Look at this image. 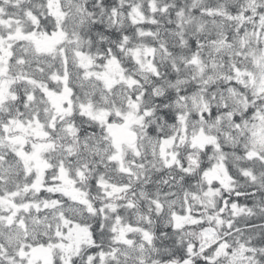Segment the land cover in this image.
I'll use <instances>...</instances> for the list:
<instances>
[{
	"label": "snow or ice",
	"instance_id": "1",
	"mask_svg": "<svg viewBox=\"0 0 264 264\" xmlns=\"http://www.w3.org/2000/svg\"><path fill=\"white\" fill-rule=\"evenodd\" d=\"M0 264H264V0H0Z\"/></svg>",
	"mask_w": 264,
	"mask_h": 264
}]
</instances>
